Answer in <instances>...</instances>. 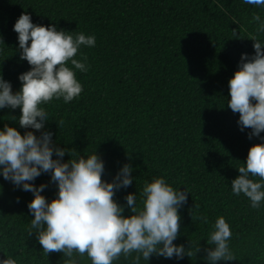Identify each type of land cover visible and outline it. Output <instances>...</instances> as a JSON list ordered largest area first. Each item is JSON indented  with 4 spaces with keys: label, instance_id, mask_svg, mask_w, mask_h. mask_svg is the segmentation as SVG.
<instances>
[{
    "label": "trees",
    "instance_id": "1",
    "mask_svg": "<svg viewBox=\"0 0 264 264\" xmlns=\"http://www.w3.org/2000/svg\"><path fill=\"white\" fill-rule=\"evenodd\" d=\"M22 13L37 25L96 37L95 47L82 46L75 57L87 58L88 71H77L83 92L69 103L61 98L45 105V129L57 147L80 156L95 149L105 182L131 164L133 184L114 197L126 217L132 213L124 197L139 199L145 181L164 177L189 192L173 243L186 249L198 244L201 251L179 262L153 257L148 264H207L203 249L211 247L208 233L221 216L230 225L236 260L217 264H264V204L254 209L231 190L248 150L261 141L248 138L250 129L239 130V113L227 106L228 81L241 54L254 55L253 36L264 40L253 20L259 15L264 21V7L243 0H0V75L14 92L21 87L18 76L30 70L13 31ZM19 116V109L0 110V130L7 124L23 135ZM41 184L47 185L41 193L46 201L55 199L49 174L35 180ZM32 199L0 177V260L65 264L62 253L46 255L36 233H29ZM134 256L114 264H133ZM79 264L90 261L85 256Z\"/></svg>",
    "mask_w": 264,
    "mask_h": 264
},
{
    "label": "clouds",
    "instance_id": "2",
    "mask_svg": "<svg viewBox=\"0 0 264 264\" xmlns=\"http://www.w3.org/2000/svg\"><path fill=\"white\" fill-rule=\"evenodd\" d=\"M243 3L264 7V0ZM253 20L259 24L257 31L264 33L261 17L256 15ZM13 31L20 59L28 63L30 70L18 76L21 87L15 92L0 75V110L19 109L18 125L26 131L21 135L7 124L0 130V177L15 189L32 194L27 204L33 217L29 233H36L43 252L62 253L65 264H79L85 256L90 264H114L121 256L127 259L133 253V264H148L153 257L177 262L185 256L194 257L201 251L198 244L186 249L173 243L178 238L179 209L187 203V190L179 191L164 177L145 181L139 199L138 194L124 197L132 213L126 217L124 207L114 197L133 184L131 164H123L112 181L105 182L104 161L95 149L86 156L74 150L70 153L57 147L53 133L45 129L49 121L45 105L61 98L69 103L83 92L77 71H88L87 58L75 57L82 46L95 47L96 37L57 30L54 24H34L27 13L19 16ZM251 40L254 55L241 54L239 70L228 81L227 106L239 113V130L250 129L248 138L261 141L250 147L246 162L237 169L239 175L231 182L232 194L243 195L252 208L258 209L264 204V40L257 36ZM65 155L70 156L67 162H63ZM42 174H49L57 188L56 198L50 202L41 194L47 185H35ZM200 219L208 223L207 217ZM231 237L230 225L224 217H218L208 233L207 244L211 247L203 249L207 264L236 260ZM0 264L17 261L9 257Z\"/></svg>",
    "mask_w": 264,
    "mask_h": 264
}]
</instances>
